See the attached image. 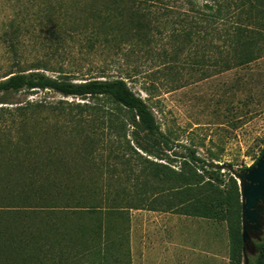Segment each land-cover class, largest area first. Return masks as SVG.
I'll use <instances>...</instances> for the list:
<instances>
[{"label":"rangeland","instance_id":"374dc122","mask_svg":"<svg viewBox=\"0 0 264 264\" xmlns=\"http://www.w3.org/2000/svg\"><path fill=\"white\" fill-rule=\"evenodd\" d=\"M186 1L0 0V78L20 70L75 82L123 78L172 139L170 156H183L176 170L195 149L222 173L243 172L264 152V57H241L264 51V40L238 43ZM8 100L0 104V258L8 264H229L228 222L155 198L164 189L172 196L175 183L142 173L127 151L129 129L117 136L104 121L118 116L115 105L52 91ZM143 183L155 189L145 202Z\"/></svg>","mask_w":264,"mask_h":264},{"label":"trees","instance_id":"16d2710c","mask_svg":"<svg viewBox=\"0 0 264 264\" xmlns=\"http://www.w3.org/2000/svg\"><path fill=\"white\" fill-rule=\"evenodd\" d=\"M151 1L153 0H145V2ZM186 2L184 7L191 8L192 12L199 14L201 10L209 12L207 17L210 21L216 26L228 27L231 31L228 36L238 43L245 42L249 47L264 40V20L259 18V15L264 13V0H187ZM157 6L172 8L164 3ZM254 50L242 55L243 64L264 57V51ZM23 91H52L66 98L104 99L115 105L119 111L118 116L108 113L104 121L117 136L123 134L126 138L124 131L129 129L127 151L139 157L142 173L153 180L175 183L170 187L172 196H169V190L154 192L152 186L148 187L147 183H143L145 188L140 194L144 199L140 201L145 202V195L154 192L155 198L161 196L166 200L176 199L178 201L176 208H183L182 214L227 221L232 242L229 264H244L240 220L242 203H240L241 193L237 180L229 171L222 173L214 162L200 158L195 149H187L184 160L176 170L173 167L174 163L183 156L175 152H173L175 157L170 156L168 152L173 149L172 139L161 130L148 102L137 94L125 79L94 78L75 82L65 75L51 77L38 70H20L0 78V104H10L9 96ZM91 112L97 118L100 109L93 108ZM123 162L125 165L128 164L126 161ZM59 200L61 199H51L55 204ZM6 240L10 242L11 237L6 236ZM255 247V253L251 252V256L248 255L249 264H264V235L257 241ZM0 261L2 264H8L2 257Z\"/></svg>","mask_w":264,"mask_h":264},{"label":"water","instance_id":"95a60500","mask_svg":"<svg viewBox=\"0 0 264 264\" xmlns=\"http://www.w3.org/2000/svg\"><path fill=\"white\" fill-rule=\"evenodd\" d=\"M229 170L240 186L244 264H249L247 252L254 253L256 250L252 243V232L258 240L264 235V153L243 172H236L231 167Z\"/></svg>","mask_w":264,"mask_h":264}]
</instances>
